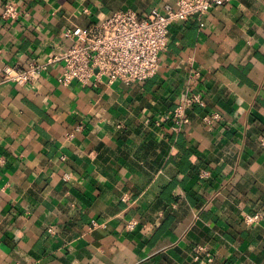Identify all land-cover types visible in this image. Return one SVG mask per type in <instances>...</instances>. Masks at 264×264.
Segmentation results:
<instances>
[{"label":"crops","instance_id":"obj_1","mask_svg":"<svg viewBox=\"0 0 264 264\" xmlns=\"http://www.w3.org/2000/svg\"><path fill=\"white\" fill-rule=\"evenodd\" d=\"M11 1L21 15L0 16V264H264V0L173 22L155 75L95 86L60 85L57 62L25 84L2 74L45 62L66 28L175 0H0V11ZM196 93L204 105L174 132L175 107Z\"/></svg>","mask_w":264,"mask_h":264},{"label":"built area","instance_id":"obj_2","mask_svg":"<svg viewBox=\"0 0 264 264\" xmlns=\"http://www.w3.org/2000/svg\"><path fill=\"white\" fill-rule=\"evenodd\" d=\"M232 1L234 0H175L174 6L165 4L161 10L153 7L145 15H139L132 9H124L88 26L66 28L63 36L68 44L64 48L50 54L43 63L31 61L26 67L5 66L3 80L18 84L32 82L50 64L57 62L62 67L56 79L62 86L68 85L72 80L83 86H95L102 78H106L109 83L115 80L126 83L144 82L157 72L159 55L168 45L170 24L194 15H203L212 8ZM20 15V9L14 1L6 3L0 11L3 19L16 20ZM194 105H204L200 93L187 96L175 107L171 125L174 132H178L187 122L185 111ZM210 117L217 118L218 115H206L203 121L208 123ZM261 141L264 144V138ZM68 177L67 174L64 175L65 179ZM122 199L128 201L126 196ZM258 217L245 216L243 221L251 224ZM97 224L92 220L93 226ZM136 225L137 220L130 219L125 228L133 230ZM202 251H205L204 248H196L197 253ZM206 256L208 261L212 260L209 252Z\"/></svg>","mask_w":264,"mask_h":264}]
</instances>
